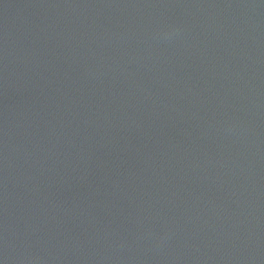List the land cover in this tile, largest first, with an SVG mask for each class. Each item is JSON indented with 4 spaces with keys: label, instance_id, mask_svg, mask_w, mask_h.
Returning a JSON list of instances; mask_svg holds the SVG:
<instances>
[{
    "label": "water",
    "instance_id": "95a60500",
    "mask_svg": "<svg viewBox=\"0 0 264 264\" xmlns=\"http://www.w3.org/2000/svg\"><path fill=\"white\" fill-rule=\"evenodd\" d=\"M0 264H264V0H0Z\"/></svg>",
    "mask_w": 264,
    "mask_h": 264
}]
</instances>
